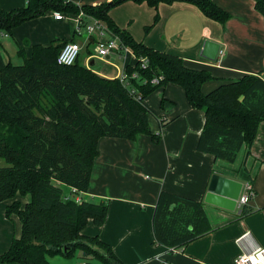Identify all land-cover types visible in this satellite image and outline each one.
I'll return each mask as SVG.
<instances>
[{
	"label": "trees",
	"instance_id": "1",
	"mask_svg": "<svg viewBox=\"0 0 264 264\" xmlns=\"http://www.w3.org/2000/svg\"><path fill=\"white\" fill-rule=\"evenodd\" d=\"M126 2L153 8L189 3L220 24L231 18L214 0H111L97 6L28 0L22 8L0 9V33L9 35L50 11L99 20L133 51L136 63L126 71L139 76L126 83L102 77L82 63L81 55L72 66L59 65L60 51L73 40L34 45L30 57L20 48V65L0 52V162L5 163L0 166V203L17 196L29 198L26 205L15 201L6 210L8 218L19 217L22 235L0 255V264H52L53 257L72 259L79 252L102 264H124L110 245L82 234L89 220L96 226L105 223L108 204L83 198L78 202L68 198L65 189L76 190L75 195L89 191L102 138L135 141L148 135L160 142L161 132H152L150 119L159 120L161 129L168 121L153 111L147 99L169 84L184 90L191 107L205 110L199 151L233 163L241 149L251 147L257 138L264 121V79L244 75L206 93L204 86L214 79L209 71L190 68L182 58L136 41L115 23L110 12ZM255 8L264 17V0H255ZM158 21L156 15L146 33ZM142 58L149 60L146 68L141 66ZM155 77H162L158 85L151 84ZM153 230L156 244L178 249L212 229L200 202L162 191Z\"/></svg>",
	"mask_w": 264,
	"mask_h": 264
},
{
	"label": "crops",
	"instance_id": "2",
	"mask_svg": "<svg viewBox=\"0 0 264 264\" xmlns=\"http://www.w3.org/2000/svg\"><path fill=\"white\" fill-rule=\"evenodd\" d=\"M69 1L97 6L111 0ZM214 1L231 16L224 25L207 18L198 7L181 2L161 3L157 8L126 2L112 9L110 17L136 41L178 56L190 68L209 71L214 79L204 86L206 93L244 75L264 79V17L256 10L255 0ZM25 2L28 0H7L0 2V9L10 11ZM156 15L159 21L146 33ZM66 16L74 23L71 29L65 19L56 20L50 11L19 26L9 36L28 57L34 45L49 46L59 40L78 43V17ZM112 35L109 30L107 39ZM86 44L84 48L80 46L87 53L90 45H96V54L82 61L87 67L93 69L95 59L105 62L114 58L123 63L115 77L108 74V68L104 73L95 71L102 77L119 78L127 66L136 63L134 53H113L100 59L96 42L88 37ZM131 54L134 64L128 63ZM160 90L164 104L158 106L147 99L156 110L153 111L168 121L161 129L159 120L150 119L152 132H161L160 142L155 143L148 135H140L135 141L102 138L89 191L75 195L70 188L65 189V194L75 199L108 204L105 223L96 226L89 220L82 234L110 245L124 264H237L242 253L257 247L264 250V121L259 124L252 146H244L236 160L229 163L198 149L205 110L191 107L184 90L177 85L169 84ZM248 181L256 194L241 210L238 200L245 194ZM162 191L200 202L212 230L183 248L156 244L153 217ZM15 201L24 206L29 198L17 196L0 203V255L9 250L14 238L22 235L19 217L6 216L7 208ZM244 236L247 237L240 244ZM58 257L61 256L51 258V263ZM76 264L86 263L78 260ZM259 264H264V255Z\"/></svg>",
	"mask_w": 264,
	"mask_h": 264
},
{
	"label": "built area",
	"instance_id": "3",
	"mask_svg": "<svg viewBox=\"0 0 264 264\" xmlns=\"http://www.w3.org/2000/svg\"><path fill=\"white\" fill-rule=\"evenodd\" d=\"M54 17L56 20H64L65 16L64 14L60 12H54ZM84 18V21L80 20L79 18ZM85 28L88 37L95 41L97 44V56L100 59H105L106 57H109L113 53L125 55L133 53V51L122 44L120 39L114 35L113 38L107 39L106 34L109 32L108 27L99 20L86 17L85 15H81L78 17V29L79 31ZM8 33H0V37H8ZM82 47L80 44L76 42H69L67 43L62 50L60 51L57 62L59 65L64 66H72L76 63L77 59L81 55ZM224 55V51H220V57ZM149 65V60L147 58L141 59V66L142 68H146ZM139 79V76L137 73H133L132 75H129L126 71V69L120 74L119 79L126 83L129 79ZM162 77H155L151 81L152 85H158L161 81ZM143 83H147V80L143 81ZM245 194L241 195L240 199L238 200V208L243 209L245 206H247L251 200L255 197V190L253 187V184L251 181L246 182L245 184ZM72 193H76V190L71 189ZM68 198L71 197L70 195H66ZM76 201L80 202L81 198L77 197ZM248 236V235H247ZM244 236L242 239L239 240V243L241 244L243 240L247 237ZM264 250L260 247L255 248L252 251H246L242 253L236 260L237 264H259L260 263V257H263Z\"/></svg>",
	"mask_w": 264,
	"mask_h": 264
},
{
	"label": "rangeland",
	"instance_id": "4",
	"mask_svg": "<svg viewBox=\"0 0 264 264\" xmlns=\"http://www.w3.org/2000/svg\"><path fill=\"white\" fill-rule=\"evenodd\" d=\"M6 1L7 0H0L1 3H3V2L5 3ZM25 5H26V2L22 6H19V8L24 7ZM64 16H65V20H66L65 24L67 23L66 26L69 25V29H71L73 27L72 24H74V23L71 21V18H69L66 15H64ZM80 33H81V35L77 36V41L84 48L87 45L86 43H87V39H88V34H87L85 28H82ZM0 39H1L0 52L4 55L5 59L7 61H11L14 65L22 64L23 60L18 55L19 47L16 44V42L10 36L8 38L0 37ZM89 50H90V52H92V54H96V45L95 44L94 45H90V49ZM87 56H88V53L85 52L84 49H82L81 57H80L81 61H84V58H86ZM95 63H96L95 66H93L94 71L99 72V73H104V69L107 70V68H108V70H110V73H109L108 70L107 71H108V74L111 77L117 76L119 74L118 73V70H119L118 67H122L123 66L122 65L123 63H120L119 61H117L114 58H112L110 60H107L105 62L100 61L98 59H95ZM128 63H130V64H134L135 63L134 56L132 54L130 55ZM161 93H162V90L159 89L155 93L151 94L148 99H150V101H153L154 103H156V105L161 106L162 105ZM147 103H148V100H147ZM151 108L154 111H156L155 108H153L152 106H151ZM150 122H151V120H150ZM0 166H5V163L0 162ZM78 260L81 263L85 262L86 264L87 263L88 264H99L98 261L94 260L91 257H83L82 255H80V252L77 253V255L74 258H72V259L71 258L70 259L64 258L62 256L58 257V258H56L53 261V264H67L66 262H68L70 264H71V262H74L76 264V261H78Z\"/></svg>",
	"mask_w": 264,
	"mask_h": 264
},
{
	"label": "water",
	"instance_id": "5",
	"mask_svg": "<svg viewBox=\"0 0 264 264\" xmlns=\"http://www.w3.org/2000/svg\"><path fill=\"white\" fill-rule=\"evenodd\" d=\"M211 189H212V187H211Z\"/></svg>",
	"mask_w": 264,
	"mask_h": 264
}]
</instances>
